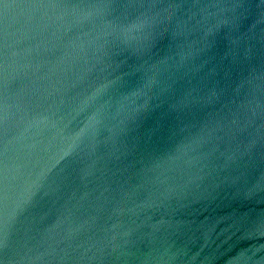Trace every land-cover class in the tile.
Wrapping results in <instances>:
<instances>
[{
	"label": "water",
	"instance_id": "obj_1",
	"mask_svg": "<svg viewBox=\"0 0 264 264\" xmlns=\"http://www.w3.org/2000/svg\"><path fill=\"white\" fill-rule=\"evenodd\" d=\"M0 264H264V0H0Z\"/></svg>",
	"mask_w": 264,
	"mask_h": 264
},
{
	"label": "clouds",
	"instance_id": "obj_2",
	"mask_svg": "<svg viewBox=\"0 0 264 264\" xmlns=\"http://www.w3.org/2000/svg\"><path fill=\"white\" fill-rule=\"evenodd\" d=\"M71 147H74V145H69L68 149L67 150H70Z\"/></svg>",
	"mask_w": 264,
	"mask_h": 264
}]
</instances>
